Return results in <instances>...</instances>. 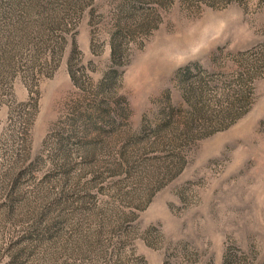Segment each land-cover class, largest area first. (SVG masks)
<instances>
[{
	"label": "rangeland",
	"instance_id": "rangeland-1",
	"mask_svg": "<svg viewBox=\"0 0 264 264\" xmlns=\"http://www.w3.org/2000/svg\"><path fill=\"white\" fill-rule=\"evenodd\" d=\"M0 264H264V0H0Z\"/></svg>",
	"mask_w": 264,
	"mask_h": 264
}]
</instances>
